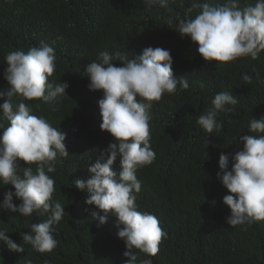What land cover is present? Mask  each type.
<instances>
[{
  "label": "trees",
  "instance_id": "obj_1",
  "mask_svg": "<svg viewBox=\"0 0 264 264\" xmlns=\"http://www.w3.org/2000/svg\"><path fill=\"white\" fill-rule=\"evenodd\" d=\"M193 2L175 0L168 8L156 5L149 9L143 0H0V92L5 93L0 105L10 89L4 78L8 66L5 55L13 50L27 52L32 46L47 43L56 54L49 82L69 85L68 96L57 101H25L32 106V114L45 117L66 134L69 155H58L56 171L48 173L55 180L53 200L65 208L62 220L53 226L58 244L50 253L36 252L23 244L20 233L31 232V224L46 217L35 213L24 217L0 209V230L7 229L9 238L24 247L23 252H17L0 241V264H44L45 260L50 264H126L129 258L124 255V241L117 235V218L107 213V222L101 225L91 213L106 214L88 205L89 193L74 186L77 179L91 175L88 166L115 142L99 126L98 101L103 92L89 89L84 72L101 51L119 50L131 59L147 47L170 50L174 76L186 75L189 88L183 90L178 85L175 93H165L154 102L149 112L155 159L137 171L142 188L136 203L138 211L154 214L168 235L156 256H140L151 258L153 264H264V221L230 227L225 218L231 210L223 202L230 193L217 177L221 153L238 151L242 147L240 136L255 135L249 130L250 121L264 117V84L253 72L257 69L264 79V52L256 60L205 61L197 51L198 44L169 28L170 21L175 25L184 18ZM204 2L219 5L224 0H200ZM254 3L239 0L241 8ZM197 11L191 13L193 18ZM113 63L123 66L119 61ZM244 73L253 77L251 83L243 81ZM223 91L232 93L238 103L226 105L234 108L233 112L219 113L222 131L209 134L197 120L212 107L214 95ZM12 102L18 105L20 99L14 96ZM0 122L5 127L9 124L3 119L2 108ZM20 164L27 166L23 161ZM113 171H121L119 158ZM9 190L15 191L13 186L0 183V203ZM13 202L21 203L15 196Z\"/></svg>",
  "mask_w": 264,
  "mask_h": 264
},
{
  "label": "clouds",
  "instance_id": "obj_2",
  "mask_svg": "<svg viewBox=\"0 0 264 264\" xmlns=\"http://www.w3.org/2000/svg\"><path fill=\"white\" fill-rule=\"evenodd\" d=\"M143 2L149 9L156 5L168 8L175 0ZM193 10H198L194 18L191 16ZM169 28L198 44L197 51L205 61L225 63L240 57L256 60L264 52V0H255L254 4L243 8L239 6V0H224L219 5L194 0L184 18L175 25L170 21ZM55 60L53 47L44 42L30 47L27 52H8L4 78L10 89L6 101L0 105L3 119L9 122L7 127L0 122V129H3L0 135V183L15 189L4 194L0 209L24 217L34 213L37 217H46L31 224V232L20 233L23 244L39 253H50L58 244L53 226L62 220L65 208L53 200L55 180L48 173L56 171L58 155L67 157L69 152L64 143L66 134L50 125L45 117L32 114V106L25 101L50 103L67 95L69 85L66 82H49L56 68ZM113 61L122 62L123 66L117 67ZM253 72L264 84L260 72L255 68ZM84 73L90 81L89 89L103 92L98 101L102 121L99 126L110 133L115 142L88 166L91 175L77 179L74 186L89 193L88 205H95L106 214L91 213L101 225L107 222V213L117 218V235L124 241L127 249L124 255L129 258L126 264H153L151 258H142L140 253L144 257L156 256L162 239L168 234L154 214L138 211L136 194L141 191L142 182L137 171L155 159L150 144L149 112L153 103L159 102L165 93H175L178 85L187 90L188 80L186 75L174 76L170 50L160 47H147L131 59L119 50L113 53L101 51L97 59L86 66ZM242 79L251 83L253 77L244 73ZM4 96L5 93L0 92V98ZM14 96L20 99L18 105L12 102ZM237 103L230 92L216 93L211 99L212 107L198 117L197 124L209 134L222 131L223 121L217 120L219 113L233 112L234 108L226 105ZM249 130L255 135L240 136L242 147L238 151L228 155L221 153L219 158L221 171L217 177L230 193L223 197L224 204L231 210L225 222L234 228L264 221V117L252 119ZM118 158L121 171L117 174L113 165ZM20 161L27 166L22 167ZM14 196L21 201L19 205L13 202ZM0 241L10 250L24 251L23 244L18 245L9 238L7 229L0 230ZM44 264H50V261L45 260Z\"/></svg>",
  "mask_w": 264,
  "mask_h": 264
}]
</instances>
